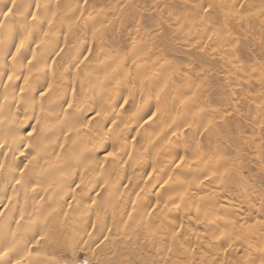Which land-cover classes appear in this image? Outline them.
Wrapping results in <instances>:
<instances>
[{
    "label": "bare ground",
    "instance_id": "obj_1",
    "mask_svg": "<svg viewBox=\"0 0 264 264\" xmlns=\"http://www.w3.org/2000/svg\"><path fill=\"white\" fill-rule=\"evenodd\" d=\"M85 1L0 0V216L10 209L0 221V264H56L47 256L61 239L89 235L84 227L66 235L64 221L108 224L122 248L107 258L118 262L141 237L140 247L170 245L164 235L181 226L211 234L217 196L191 192L218 191L239 166L217 159L226 125L209 105L211 83L172 72L161 48L148 60L138 47L112 50L107 17L84 14ZM243 218L242 229L253 230ZM246 244L261 255L264 233Z\"/></svg>",
    "mask_w": 264,
    "mask_h": 264
},
{
    "label": "rangeland",
    "instance_id": "obj_2",
    "mask_svg": "<svg viewBox=\"0 0 264 264\" xmlns=\"http://www.w3.org/2000/svg\"><path fill=\"white\" fill-rule=\"evenodd\" d=\"M83 6L84 14L88 11L107 17L103 25L109 29L105 40L111 49L127 54L138 47L148 60L151 52L161 48L165 52L163 62L172 72L200 73L211 83L207 91L209 105L221 111L226 125L224 143L216 150L217 159L225 168L239 165V169L235 167V172L223 178L220 191L191 192L201 199L217 196L216 207H226L224 212L211 208L220 217L211 234L181 226L177 234L164 235L166 241H173L163 247L152 242L140 247L141 237L135 245L134 241L124 246L123 260L118 262L107 258L114 248H122L111 242L108 224L61 221L66 235L73 238V233L83 227L89 235L77 242L61 239L47 257L56 264H264V246L260 255V250H251L246 244L249 238L254 240L264 233V0H86ZM101 42L103 39L96 42V47ZM141 64L145 68L146 64ZM5 80L6 74L0 73V92ZM129 100L124 107L133 110ZM226 201L231 202L230 207L224 204ZM37 214L41 217L38 221H43L44 211ZM239 218L248 220L254 229L244 231ZM232 222L236 229L230 232L240 239L235 236L234 240L229 234L230 240H226ZM105 233L108 235L102 236Z\"/></svg>",
    "mask_w": 264,
    "mask_h": 264
}]
</instances>
